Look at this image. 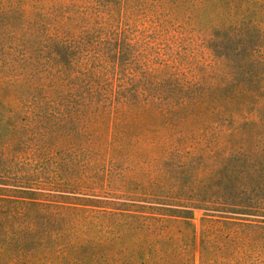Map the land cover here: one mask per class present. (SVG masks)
Returning a JSON list of instances; mask_svg holds the SVG:
<instances>
[{
  "label": "trees",
  "instance_id": "obj_1",
  "mask_svg": "<svg viewBox=\"0 0 264 264\" xmlns=\"http://www.w3.org/2000/svg\"><path fill=\"white\" fill-rule=\"evenodd\" d=\"M105 191L264 253V0H0V264L85 241Z\"/></svg>",
  "mask_w": 264,
  "mask_h": 264
},
{
  "label": "rangeland",
  "instance_id": "obj_2",
  "mask_svg": "<svg viewBox=\"0 0 264 264\" xmlns=\"http://www.w3.org/2000/svg\"><path fill=\"white\" fill-rule=\"evenodd\" d=\"M122 24H130L132 27L136 23L125 18ZM185 36L188 39L192 37L190 32ZM193 39L195 44L200 43L196 34ZM121 43L122 66H136L135 61L127 62L130 54H136L139 50L137 44L130 46L126 39H122ZM46 193L59 196L61 201L79 203L64 198L73 197L72 194ZM83 198L110 201L113 205L86 202L87 206L79 210L87 223L86 240L75 241L70 245H56L52 251L42 247V252L29 264H200L201 251L210 259V264H264V253L248 256L250 248L241 241L231 243L226 249L218 248L210 242L203 250V231L211 229L212 225L202 222L201 210H195L192 219H152L133 216L131 210L122 211L132 215L118 214L121 211L116 208H122L120 203L132 202L109 191ZM80 226L76 225L77 231Z\"/></svg>",
  "mask_w": 264,
  "mask_h": 264
}]
</instances>
